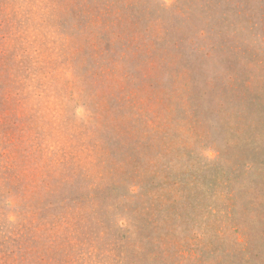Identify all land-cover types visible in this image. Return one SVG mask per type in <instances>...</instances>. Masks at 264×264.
<instances>
[{
    "label": "rangeland",
    "instance_id": "rangeland-1",
    "mask_svg": "<svg viewBox=\"0 0 264 264\" xmlns=\"http://www.w3.org/2000/svg\"><path fill=\"white\" fill-rule=\"evenodd\" d=\"M0 264H264V0H0Z\"/></svg>",
    "mask_w": 264,
    "mask_h": 264
}]
</instances>
